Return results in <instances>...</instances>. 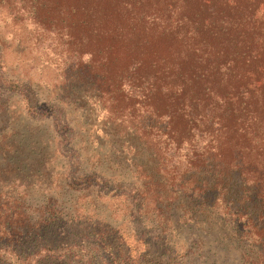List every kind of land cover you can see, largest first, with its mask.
<instances>
[{
    "label": "trees",
    "instance_id": "1",
    "mask_svg": "<svg viewBox=\"0 0 264 264\" xmlns=\"http://www.w3.org/2000/svg\"><path fill=\"white\" fill-rule=\"evenodd\" d=\"M0 6L52 37L61 85L83 90L157 149L160 172L187 195L192 216L219 220L264 251V0ZM21 80L6 81L8 91Z\"/></svg>",
    "mask_w": 264,
    "mask_h": 264
},
{
    "label": "rangeland",
    "instance_id": "2",
    "mask_svg": "<svg viewBox=\"0 0 264 264\" xmlns=\"http://www.w3.org/2000/svg\"><path fill=\"white\" fill-rule=\"evenodd\" d=\"M54 46L0 6V264H264L191 215L156 148L61 85Z\"/></svg>",
    "mask_w": 264,
    "mask_h": 264
}]
</instances>
